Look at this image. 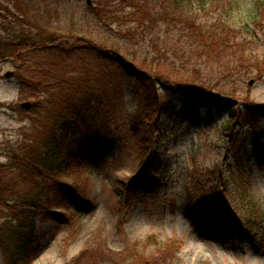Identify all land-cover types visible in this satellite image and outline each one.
<instances>
[{
  "label": "rangeland",
  "instance_id": "1",
  "mask_svg": "<svg viewBox=\"0 0 264 264\" xmlns=\"http://www.w3.org/2000/svg\"><path fill=\"white\" fill-rule=\"evenodd\" d=\"M87 1L0 0V35L7 33L4 25L12 33L47 24L66 29L77 25L89 31L104 28L118 37L119 30L136 25L127 16L130 5L124 0H91L92 7L101 1L109 3V19L105 20L111 30L88 12ZM237 1L235 38L255 41L264 55V18H255L253 1ZM244 26L251 34L242 30ZM159 28L144 29L131 50L138 45L134 50L139 56L164 59L168 52L159 46L163 44L157 39L162 35ZM31 57L29 71L21 73L37 84L47 82L52 89L56 69L51 61L63 57L57 50L55 55L36 53ZM73 59L60 63V69L75 71ZM85 61L87 68L89 56ZM82 66L79 71L85 68ZM17 71L12 61L4 63L0 71V103L8 105L0 110V162H7L12 151L39 137L48 126L47 116L33 111L30 97L36 90L37 97L48 94L39 92L43 89L36 84H22ZM7 72L14 75L7 78ZM101 74L110 89L123 97L112 135L93 154L91 169L78 179L84 199L66 190L52 215L37 220L41 248L32 264H264V68L263 74L256 68L246 71L236 86V95L252 101L259 110L256 126L263 137L260 142L249 128L239 129L250 158L244 171L231 159L224 137L228 111L212 112L201 103L194 106L191 95H173L170 113H161L167 135L151 169L145 170L133 124L136 114L150 103L138 98L136 75H125L113 67ZM212 91L223 106L243 104L240 98L222 99L223 85ZM162 102L171 103L165 98ZM25 103L31 106L24 108ZM158 112L159 108L149 110L151 115ZM17 180L23 179L17 176ZM213 185L218 189L210 193L208 188Z\"/></svg>",
  "mask_w": 264,
  "mask_h": 264
},
{
  "label": "trees",
  "instance_id": "2",
  "mask_svg": "<svg viewBox=\"0 0 264 264\" xmlns=\"http://www.w3.org/2000/svg\"><path fill=\"white\" fill-rule=\"evenodd\" d=\"M124 1L130 5L127 16L136 25L119 30L118 37H113L104 28L89 31L77 25L66 29L29 24L31 29L12 33L6 25L2 26L7 33L0 35V71L4 63L12 61L22 84H36L43 89L39 92L48 94L44 98L37 97L36 90L30 95L33 111L47 116L48 126L44 132L20 150L12 151L7 162H0V254L3 264H32L41 248L36 236L37 220H47L52 215L53 207L60 206L64 200V191L84 196L78 179L91 169L93 154L112 135V126L123 102L122 95L111 90L104 81L102 70L113 67L125 75H136L138 98L141 103L143 99L150 103L136 114L133 124L141 166L145 170L151 169L149 165L157 159V148L167 135L161 113H170L173 95L183 98L191 95L194 106L201 103L212 112L213 109L228 111L224 137L238 170L244 171L250 162L247 144L239 129L249 128L256 140H263L262 132L256 126L259 110L252 101L236 95V86L246 71L256 68L263 74L264 68V55L258 50L257 43L235 38L233 14L239 8L238 1ZM251 1L255 18L261 20L264 18V0ZM103 4L101 1L96 7L87 5L88 12L111 30L112 26L105 20L109 3ZM159 26L162 35L157 39H162L163 43L159 46L168 52L164 59L139 56V51L134 50L138 45L131 50L132 43L139 39L144 29L154 31ZM242 30L250 33L249 27L244 26ZM157 47L153 38L152 48ZM56 50L63 58L62 61L59 58L51 61L56 69L51 78L52 89L46 86L47 82L37 84L21 73L29 71L31 56L36 53L44 56L50 52L55 55ZM87 56L91 65L86 68ZM72 58L76 61L75 71L60 69V63L64 65L63 61ZM79 66L85 68L79 71ZM222 85V99L240 98L242 106H223L214 98L216 95L212 90L221 89ZM162 98L171 103L166 105ZM7 106L0 103V110ZM152 107L159 108V112L151 115ZM17 176L23 180L18 181ZM73 176L76 181L70 182ZM215 189L218 188L213 185L208 191L211 193ZM141 264L146 263L142 261Z\"/></svg>",
  "mask_w": 264,
  "mask_h": 264
},
{
  "label": "water",
  "instance_id": "3",
  "mask_svg": "<svg viewBox=\"0 0 264 264\" xmlns=\"http://www.w3.org/2000/svg\"><path fill=\"white\" fill-rule=\"evenodd\" d=\"M87 2H88V5H91V0H88ZM13 75H14V72H7L6 75H5V77L11 78ZM30 106H31V103H25V104H23V107L24 108H29Z\"/></svg>",
  "mask_w": 264,
  "mask_h": 264
}]
</instances>
